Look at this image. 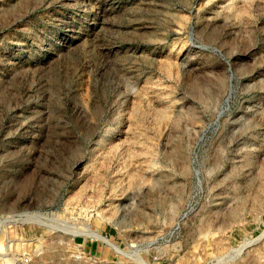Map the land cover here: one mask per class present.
<instances>
[{
  "label": "rangeland",
  "instance_id": "1",
  "mask_svg": "<svg viewBox=\"0 0 264 264\" xmlns=\"http://www.w3.org/2000/svg\"><path fill=\"white\" fill-rule=\"evenodd\" d=\"M0 264H264V0H0Z\"/></svg>",
  "mask_w": 264,
  "mask_h": 264
},
{
  "label": "bare ground",
  "instance_id": "2",
  "mask_svg": "<svg viewBox=\"0 0 264 264\" xmlns=\"http://www.w3.org/2000/svg\"><path fill=\"white\" fill-rule=\"evenodd\" d=\"M91 232H92V230H91ZM90 235H91V237H93L95 239H100L103 242H107L108 243V241H106V239L102 235L98 234L96 231H93Z\"/></svg>",
  "mask_w": 264,
  "mask_h": 264
}]
</instances>
